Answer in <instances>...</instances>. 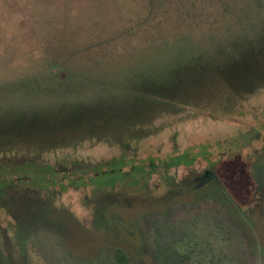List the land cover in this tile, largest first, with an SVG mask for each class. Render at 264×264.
I'll list each match as a JSON object with an SVG mask.
<instances>
[{
	"label": "rangeland",
	"instance_id": "rangeland-1",
	"mask_svg": "<svg viewBox=\"0 0 264 264\" xmlns=\"http://www.w3.org/2000/svg\"><path fill=\"white\" fill-rule=\"evenodd\" d=\"M120 155L166 162L139 188L100 183L96 195L91 179ZM236 155L252 171L264 163V0H0V243L10 264H97L114 244L136 257L143 218L160 215L185 234L191 264H264L263 173L245 205L213 172L198 189L177 183ZM46 167L95 172L80 189L26 183V171ZM221 167L248 201L249 178ZM13 199L21 215L8 212Z\"/></svg>",
	"mask_w": 264,
	"mask_h": 264
},
{
	"label": "trees",
	"instance_id": "trees-1",
	"mask_svg": "<svg viewBox=\"0 0 264 264\" xmlns=\"http://www.w3.org/2000/svg\"><path fill=\"white\" fill-rule=\"evenodd\" d=\"M71 126L75 127V124H72ZM127 151L130 152L131 149H125V152ZM131 154L132 153H129L130 156H132ZM130 158L126 157L125 155L117 156V158L114 159L113 162H110L111 170L109 175L95 174V176H93L91 182L96 185V195L102 190L104 191L106 189L101 188L100 183L105 185L109 182L111 183L110 188H115L118 182L123 181H128V184H137L139 183V176L142 175L145 177H152L158 172L160 165L165 164L166 162L161 159L156 160L154 157H146L140 161H136L134 157ZM168 165L171 166L170 163H168ZM173 165H175L177 168L183 165L186 166L185 161L183 162L181 157H178V160L176 157ZM18 171H20L22 175V170ZM93 171L95 172V169ZM93 171L77 168V170H73L70 173L67 169L58 173L53 169H49V167L34 169L33 171H26V183L27 181H29V184H33L34 186L39 185L41 188H45L47 185H52L54 184V182L60 181L61 184L66 182V186L71 189H80L85 188L89 185V183L85 179V176ZM192 177L193 174H189L181 178L180 181H187ZM11 181L14 182V180ZM4 183L7 184L8 180H5ZM105 186L107 187V185ZM29 191L30 190L26 191L27 194ZM38 201H42V198H40ZM154 231V255L158 264H191L192 255L194 254L195 250L189 248L186 250L182 249L181 245L185 238L184 233H182L172 225L164 224L162 221H159L154 225ZM0 264H10L1 243ZM97 264H133V260L130 253L125 248L118 247L112 251V254L99 259Z\"/></svg>",
	"mask_w": 264,
	"mask_h": 264
},
{
	"label": "flooded vegetation",
	"instance_id": "flooded-vegetation-1",
	"mask_svg": "<svg viewBox=\"0 0 264 264\" xmlns=\"http://www.w3.org/2000/svg\"><path fill=\"white\" fill-rule=\"evenodd\" d=\"M206 162H208V161H206ZM233 162H234V164H233ZM223 163H228V165H231L232 167H234V170L236 172L234 174V178L236 180L243 179L245 175L249 178L250 185L248 188H249V193H250L251 197L249 198L248 201L244 200L245 193L240 191L233 184L232 180L230 182H228V180L223 178V176L220 174V169L222 168L221 164H223ZM207 164L203 165L201 172L197 173L196 175H193V177L191 179H189L187 181H182V182L180 181V179H178L177 183L179 184V186H188V187L195 188V189L203 187L204 185L208 184V182H209V181H207V182L205 181L208 173L213 172V179H211L210 181L212 183H214L215 186L225 189V193L229 194V196L231 197V199L235 203H237L239 205H245V204H249V203L254 201L256 192L258 190L256 188L257 183L255 180V175H256L255 173L261 172L264 174V163L261 165L256 164V167L253 170L254 173L251 169V165L246 162L245 158L242 155H236L235 157L227 158V159L215 160L213 162L212 166H208ZM184 168H186V166H184ZM128 186L132 187V188H139L140 182L137 184L129 183ZM258 191H260V190H258ZM239 192H240L241 196H238ZM211 199H214V198H211ZM11 202H13V204H15V205H13V208H12V206L9 205L11 209L8 212L10 214H13L14 216L15 215L16 216L21 215V212L18 210V208L20 207V204L17 203L18 201H14V199H13V201H11ZM158 217L160 219L152 218L150 220L148 217L147 218L144 217L143 218L144 221H142V223L140 224V227L138 228V231L136 232V238H138L142 243L141 253H137L133 249L132 246H129L132 249L134 255L136 256V257H134L130 253V251L127 249V247L125 248L130 253L132 260H133V264H158V262L155 258V255H154V249H155V246H154V237H155L154 225L156 223H158L159 221H162L164 224L169 225L168 222H166V219L165 220L161 219L162 218L161 215ZM167 217H169V216H167ZM145 220H148L150 222V225L153 228L154 236L152 239V243H149V240H148L146 228L144 226ZM248 244L250 247L251 244L250 243H248ZM105 246L106 247L113 246V248L110 250L103 251L101 259L105 256H108L109 254H112V251L115 250L116 248L121 247V246H118L115 244L114 245H105ZM252 246L253 247L256 246L255 243H253Z\"/></svg>",
	"mask_w": 264,
	"mask_h": 264
}]
</instances>
